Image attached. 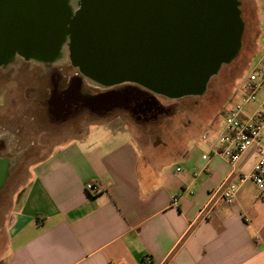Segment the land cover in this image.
<instances>
[{
  "label": "crops",
  "instance_id": "1",
  "mask_svg": "<svg viewBox=\"0 0 264 264\" xmlns=\"http://www.w3.org/2000/svg\"><path fill=\"white\" fill-rule=\"evenodd\" d=\"M92 125L32 166L0 264H264L254 146L232 168L211 155L220 124L194 141L189 123L176 141L135 136L119 116ZM223 183L236 186L232 204L219 199Z\"/></svg>",
  "mask_w": 264,
  "mask_h": 264
},
{
  "label": "water",
  "instance_id": "2",
  "mask_svg": "<svg viewBox=\"0 0 264 264\" xmlns=\"http://www.w3.org/2000/svg\"><path fill=\"white\" fill-rule=\"evenodd\" d=\"M77 1L67 16L66 0H0V63L47 57L65 37L72 65L87 80L131 84L86 97L99 114L120 104L152 105L155 95L200 94L240 45L238 0ZM6 169L0 158V186Z\"/></svg>",
  "mask_w": 264,
  "mask_h": 264
},
{
  "label": "rangeland",
  "instance_id": "3",
  "mask_svg": "<svg viewBox=\"0 0 264 264\" xmlns=\"http://www.w3.org/2000/svg\"><path fill=\"white\" fill-rule=\"evenodd\" d=\"M238 8L242 22V32L237 53L228 63L221 64L218 71L209 77L202 94L189 95L177 99L155 95L159 104L166 108L167 111L161 114L158 120L148 121L143 125L134 123L127 113L117 111L113 115L118 114L128 124L135 136L147 134L157 138V140L167 138L176 141L189 123L190 126H188L186 131H190L194 135V141L195 137L203 129L205 130L204 127L207 125L221 124L224 111L228 110L232 102L238 97V87L242 79L256 68L264 56V0H238ZM28 64L33 71L40 70V68L43 69L42 66H37L34 61ZM57 66L62 68V74L65 77L76 74V69L72 67L69 59L68 48L66 55L62 57ZM23 75L24 83L28 81L29 84L34 85L31 82L32 78H30L34 76V72ZM89 83H91V86L88 82L83 81V88L92 94L106 90L103 87H95V83L91 81ZM45 85L47 86V83L43 84V86ZM9 86V88L14 87L11 90H16L15 83H9ZM39 91V95L44 97L43 95L46 94L44 87H40ZM263 95V92H257L256 102ZM253 107L254 104L250 103L245 109L248 111L252 110ZM6 110H9V108H0V119L4 117L2 112ZM18 110L20 111V109ZM109 118L111 117L97 118L82 112L67 124L57 127L49 122L43 108L35 110L29 108V121L35 124V127H33L34 134L30 135L26 140L4 141L5 147L0 152V158L7 160L6 178L4 185L0 189V258L5 250L3 247L5 243L3 234L6 221L13 202L21 196L24 186L29 180L32 166L45 157L55 146L65 145L72 138L84 134L89 126L92 129V123L106 121ZM262 145H264V140Z\"/></svg>",
  "mask_w": 264,
  "mask_h": 264
},
{
  "label": "flooded vegetation",
  "instance_id": "4",
  "mask_svg": "<svg viewBox=\"0 0 264 264\" xmlns=\"http://www.w3.org/2000/svg\"><path fill=\"white\" fill-rule=\"evenodd\" d=\"M33 61L31 58L23 55H13L0 63V108H9V110L2 112L4 117L0 119V152L5 147L4 141L26 140L30 135L34 134L33 127H35V124L29 121V108H33L34 110L43 108L49 122L57 127L67 124L82 112H86L97 118H115L118 117V114H113L121 111L129 114L134 123L143 125L148 121L158 120L160 115L167 111L158 101H155L152 105H146L140 108L136 106V103L128 104V108H124L120 104L121 106L119 105V107H115L111 111L99 114L85 106L84 99L95 94L83 88V81L88 82L89 85L91 83H89V80L75 66L72 65L76 69V74L65 77L62 74V68L60 66L40 60L34 61V63L37 66H42L43 69H34L35 71H33V69L29 68L30 65L28 64ZM32 72H34V76L30 78H32L31 82L34 85L29 84L28 81L24 83L25 79L23 74L27 75ZM9 83H15V91L11 90L14 87L9 88ZM44 83H47V86H43ZM127 85L131 84L127 82L111 86L95 84V87H103L107 91L109 89L121 90ZM40 87H44L46 91V94L43 95L44 97L39 95ZM145 95H150V93L148 92ZM15 109L17 110L15 111ZM6 171L0 189L4 185Z\"/></svg>",
  "mask_w": 264,
  "mask_h": 264
},
{
  "label": "built area",
  "instance_id": "5",
  "mask_svg": "<svg viewBox=\"0 0 264 264\" xmlns=\"http://www.w3.org/2000/svg\"><path fill=\"white\" fill-rule=\"evenodd\" d=\"M264 94V56L255 69L246 75L239 87L238 97L232 102L231 107L225 110L222 123L216 139L211 144V155L224 159L232 168L238 163L241 156L252 146L258 152V157L252 165L247 178L260 192L264 201V95L260 105L250 113H246V106L256 102L257 92ZM217 124V123H216ZM210 131L202 134V139H207ZM85 190L96 194L102 187L95 181L84 183ZM219 199L232 204L236 186L223 183L219 188ZM177 198L173 197V201Z\"/></svg>",
  "mask_w": 264,
  "mask_h": 264
},
{
  "label": "bare ground",
  "instance_id": "6",
  "mask_svg": "<svg viewBox=\"0 0 264 264\" xmlns=\"http://www.w3.org/2000/svg\"><path fill=\"white\" fill-rule=\"evenodd\" d=\"M77 0H66V4H67V9H66V14L67 16L70 15V13H72L76 7H77ZM67 53V41L65 39V37L59 41L55 51L53 53H51L49 56H38L34 53H31L29 55H25V57L31 58L32 60L36 61H45L48 63H54V64H58L62 57L65 56ZM4 177V176H3Z\"/></svg>",
  "mask_w": 264,
  "mask_h": 264
}]
</instances>
